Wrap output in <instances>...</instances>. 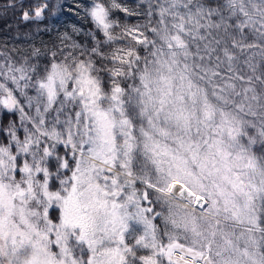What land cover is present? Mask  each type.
Instances as JSON below:
<instances>
[{
	"label": "snow or ice",
	"instance_id": "obj_1",
	"mask_svg": "<svg viewBox=\"0 0 264 264\" xmlns=\"http://www.w3.org/2000/svg\"><path fill=\"white\" fill-rule=\"evenodd\" d=\"M0 21V264H264V0Z\"/></svg>",
	"mask_w": 264,
	"mask_h": 264
},
{
	"label": "trees",
	"instance_id": "obj_2",
	"mask_svg": "<svg viewBox=\"0 0 264 264\" xmlns=\"http://www.w3.org/2000/svg\"><path fill=\"white\" fill-rule=\"evenodd\" d=\"M29 2H31V0H29ZM51 4L53 6H55L57 3H63L64 0H50ZM68 2L70 3L71 0H68ZM3 3H4V0H0V10H2V6H3ZM19 15L18 11H16V13L14 14L13 10H9L7 12V15H6V21L10 24L13 25V27H15V24H16V20H17V16ZM82 15V14H81ZM117 15H120V14H117ZM55 23V26H56V29H59L60 31H63L64 30V26L66 24H71V23H79V18L77 17H74V16H70V15H60L58 13V17H53L51 20H46L44 21L43 23H41L39 25L40 28H43L45 27L46 25L48 26H51L52 23ZM3 25V22L0 21V26ZM35 25H29L25 30L27 31H34L35 29ZM87 27H91V25H87ZM7 30H5L6 32ZM9 35H11L12 33H7ZM43 39L45 41H47L49 39L48 35L47 34H43L41 33V35L37 38V42L39 43V39Z\"/></svg>",
	"mask_w": 264,
	"mask_h": 264
}]
</instances>
